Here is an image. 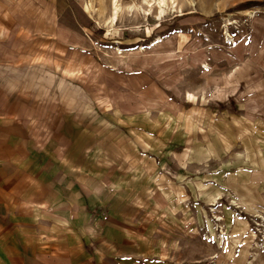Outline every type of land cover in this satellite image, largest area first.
I'll use <instances>...</instances> for the list:
<instances>
[{
    "label": "rangeland",
    "instance_id": "374dc122",
    "mask_svg": "<svg viewBox=\"0 0 264 264\" xmlns=\"http://www.w3.org/2000/svg\"><path fill=\"white\" fill-rule=\"evenodd\" d=\"M114 1L62 0L105 255L264 264V0Z\"/></svg>",
    "mask_w": 264,
    "mask_h": 264
},
{
    "label": "crops",
    "instance_id": "0c3cea01",
    "mask_svg": "<svg viewBox=\"0 0 264 264\" xmlns=\"http://www.w3.org/2000/svg\"><path fill=\"white\" fill-rule=\"evenodd\" d=\"M63 14L62 0H0V264H113L78 164L64 62L81 49Z\"/></svg>",
    "mask_w": 264,
    "mask_h": 264
},
{
    "label": "bare ground",
    "instance_id": "6f19581e",
    "mask_svg": "<svg viewBox=\"0 0 264 264\" xmlns=\"http://www.w3.org/2000/svg\"><path fill=\"white\" fill-rule=\"evenodd\" d=\"M116 0L114 1V5H113V8H114V18L116 17V14H117V12H118V6H117V4H116ZM173 3H174V1H173ZM158 4L160 5V7L163 5L164 6V0H160V1H158ZM158 5V6H159ZM163 9V8H162Z\"/></svg>",
    "mask_w": 264,
    "mask_h": 264
}]
</instances>
